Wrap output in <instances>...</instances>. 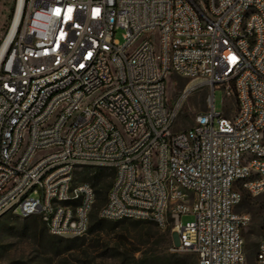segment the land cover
<instances>
[{"label":"built area","instance_id":"2783aa9c","mask_svg":"<svg viewBox=\"0 0 264 264\" xmlns=\"http://www.w3.org/2000/svg\"><path fill=\"white\" fill-rule=\"evenodd\" d=\"M1 50L0 216L84 236L97 195L76 174L103 166L102 219L170 229L198 264H247L237 208L264 197V0H17ZM172 76L188 80L174 105ZM193 81L207 109L175 131ZM218 88L234 115L215 110Z\"/></svg>","mask_w":264,"mask_h":264},{"label":"rangeland","instance_id":"374dc122","mask_svg":"<svg viewBox=\"0 0 264 264\" xmlns=\"http://www.w3.org/2000/svg\"><path fill=\"white\" fill-rule=\"evenodd\" d=\"M17 0H0V45L14 18ZM121 38V32L118 33ZM193 81L195 90L182 102L174 130H186L195 117L205 111L208 105V86ZM188 80L172 76L167 83L171 104L178 102L180 92ZM218 88L215 92V110L226 116L236 112V97H224ZM85 166L76 174L84 180L90 168ZM103 181L102 199L98 200L91 214L88 234L78 237L52 235L38 216L20 217L11 213L0 216V264H173L168 258L175 256L181 264H198L192 252H176V236L170 229H163L154 222L123 219L106 220L99 216L106 194L112 184V174L106 172ZM249 212L250 224L243 230L247 264H252L258 249L264 226V197H251L244 191V201L237 208ZM193 219L191 214L183 215V223Z\"/></svg>","mask_w":264,"mask_h":264},{"label":"trees","instance_id":"16d2710c","mask_svg":"<svg viewBox=\"0 0 264 264\" xmlns=\"http://www.w3.org/2000/svg\"><path fill=\"white\" fill-rule=\"evenodd\" d=\"M107 171H110L112 174V177L114 178V171L108 167H103V166H99L94 171H92V170H90V168H88L87 172L84 173L85 174L84 180L89 181L94 186V188L96 190L97 201L102 199V195H103L102 184H103V181L105 179V176L107 175L106 174ZM112 182H113V180H112ZM111 185H110V187H111ZM107 194H108V192H107ZM107 194H106L105 202L107 199ZM97 201H96V203H97ZM96 203H95V205H96ZM168 262L173 263V264H181L180 263L181 259L177 258L175 256H172V257L168 258ZM149 264H151V263H149Z\"/></svg>","mask_w":264,"mask_h":264},{"label":"bare ground","instance_id":"6f19581e","mask_svg":"<svg viewBox=\"0 0 264 264\" xmlns=\"http://www.w3.org/2000/svg\"><path fill=\"white\" fill-rule=\"evenodd\" d=\"M15 24H16V22H15ZM1 53H2V50L0 51V55H1Z\"/></svg>","mask_w":264,"mask_h":264}]
</instances>
